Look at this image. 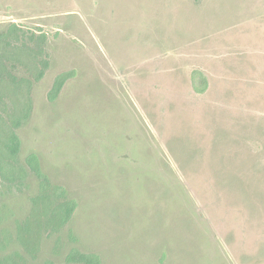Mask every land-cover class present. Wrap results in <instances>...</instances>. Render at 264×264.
I'll return each mask as SVG.
<instances>
[{
  "label": "rangeland",
  "instance_id": "1",
  "mask_svg": "<svg viewBox=\"0 0 264 264\" xmlns=\"http://www.w3.org/2000/svg\"><path fill=\"white\" fill-rule=\"evenodd\" d=\"M2 34L0 264H264V0H0Z\"/></svg>",
  "mask_w": 264,
  "mask_h": 264
},
{
  "label": "trees",
  "instance_id": "2",
  "mask_svg": "<svg viewBox=\"0 0 264 264\" xmlns=\"http://www.w3.org/2000/svg\"><path fill=\"white\" fill-rule=\"evenodd\" d=\"M14 28V26H12ZM44 38V36L42 37H39L40 41L42 42V39ZM3 39V34L0 35V42L2 41ZM12 67V69H15V65H9ZM2 67V70L0 68V72L3 73V75L6 73V75L12 80V83L14 85H18L20 86L21 84L25 83L27 84L28 88L30 87V83L28 81H25L23 78L24 77H21V78H18V77H15V76H12L10 74V72H6L5 69H6V66L4 68V66H1ZM197 74L196 72L193 73L192 75V81H194V75ZM43 76V73L42 72H39L37 76H35V79L36 81L40 80L41 77ZM69 75L67 74H62L60 75L59 77H57L56 81H55V84L52 88V90L50 91L49 95H48V98H49V101H54L65 80L68 78ZM207 88V83L205 81V79L203 80V87L202 89L200 90H197L196 88L194 89L198 94H203L205 92ZM0 101H1V96H0ZM27 114L28 112H26L24 114V118L27 117ZM20 125L19 121H17L15 124H14V128H18ZM8 147L10 149V152L12 153L13 156H16L19 151H20V140L19 138L17 137V135L15 134V132H10L9 136H8ZM26 164L28 165V167L38 176L42 179V181L44 182V184L47 186H49V182L47 180V178L42 175L41 173V170H40V165H39V160L37 158L36 155L34 154H30L27 158H26ZM63 207L61 209L62 210V215H61V219H60V225H65L69 222L72 214L74 213L76 207H77V203L74 201V200H70L68 201L67 203H65L64 205H62ZM80 259L85 261L87 264H100V259L97 255H94V254H81L80 255Z\"/></svg>",
  "mask_w": 264,
  "mask_h": 264
}]
</instances>
